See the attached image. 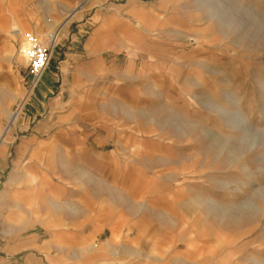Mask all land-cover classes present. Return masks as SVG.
<instances>
[{
  "label": "rangeland",
  "instance_id": "374dc122",
  "mask_svg": "<svg viewBox=\"0 0 264 264\" xmlns=\"http://www.w3.org/2000/svg\"><path fill=\"white\" fill-rule=\"evenodd\" d=\"M96 2L119 54L61 124L21 34L54 67ZM0 264H264V0H0Z\"/></svg>",
  "mask_w": 264,
  "mask_h": 264
},
{
  "label": "crops",
  "instance_id": "0c3cea01",
  "mask_svg": "<svg viewBox=\"0 0 264 264\" xmlns=\"http://www.w3.org/2000/svg\"><path fill=\"white\" fill-rule=\"evenodd\" d=\"M102 6L101 2L92 3L89 7L91 12L87 17H79L72 22L76 24V31L68 44V47H70L63 51L64 56L54 67L50 68V65H48L46 71L37 82V88H40L38 92L44 96L51 94L54 84L58 82L54 78L55 75H70L72 81L66 86L65 90L63 89L64 93L69 95V98L64 99L63 96L54 97L55 100L50 108V111L57 116L61 124H63V120H76L79 118V113L83 107L74 104H84L85 102L91 104V102H94L92 98L86 99L88 89L90 88L89 93L92 94L93 87H105V83L110 76L106 65L107 60L104 56L109 53L119 54L117 47L109 45L108 38L111 34L122 38V34H119L116 26L123 10L119 3H114L112 8L115 11V15L110 18L106 9L101 11L103 8L100 7ZM73 13L74 11L70 12V14ZM109 24H111V27H115L114 33L110 30ZM83 36L85 38L80 44V39ZM53 53H51V59ZM42 81H44L43 84ZM11 117L12 114L8 116L9 123H13L17 119V113L13 122L10 121ZM48 129L49 134L55 135L76 134L81 131V128L75 125H60L49 127ZM68 197L73 199L76 196L73 195L71 197L69 195Z\"/></svg>",
  "mask_w": 264,
  "mask_h": 264
},
{
  "label": "built area",
  "instance_id": "2783aa9c",
  "mask_svg": "<svg viewBox=\"0 0 264 264\" xmlns=\"http://www.w3.org/2000/svg\"><path fill=\"white\" fill-rule=\"evenodd\" d=\"M53 38V34H47L45 41H42L32 32L21 34L18 51L26 60L27 72L33 79V84L38 82L49 65L52 49L55 45Z\"/></svg>",
  "mask_w": 264,
  "mask_h": 264
},
{
  "label": "bare ground",
  "instance_id": "6f19581e",
  "mask_svg": "<svg viewBox=\"0 0 264 264\" xmlns=\"http://www.w3.org/2000/svg\"><path fill=\"white\" fill-rule=\"evenodd\" d=\"M46 36H47V34H46ZM53 36H54L53 39H54V41L56 42V40H57V35H56V33L53 34ZM27 95H28V94H27ZM14 119H15V116L11 117V118H10L11 122L14 121Z\"/></svg>",
  "mask_w": 264,
  "mask_h": 264
}]
</instances>
